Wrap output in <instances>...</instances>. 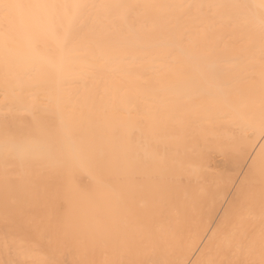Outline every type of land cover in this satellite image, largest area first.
I'll list each match as a JSON object with an SVG mask.
<instances>
[{
	"label": "bare ground",
	"instance_id": "bare-ground-1",
	"mask_svg": "<svg viewBox=\"0 0 264 264\" xmlns=\"http://www.w3.org/2000/svg\"><path fill=\"white\" fill-rule=\"evenodd\" d=\"M264 260V0H0V264Z\"/></svg>",
	"mask_w": 264,
	"mask_h": 264
},
{
	"label": "snow or ice",
	"instance_id": "snow-or-ice-1",
	"mask_svg": "<svg viewBox=\"0 0 264 264\" xmlns=\"http://www.w3.org/2000/svg\"><path fill=\"white\" fill-rule=\"evenodd\" d=\"M203 264H218V262H217L216 260L210 258V259L205 260V261L203 262ZM245 264H255V262L249 260V261H246ZM260 264H264V260H262V261L260 262Z\"/></svg>",
	"mask_w": 264,
	"mask_h": 264
}]
</instances>
